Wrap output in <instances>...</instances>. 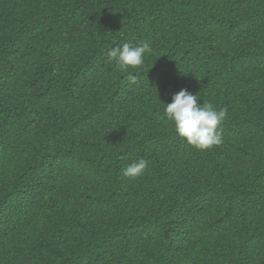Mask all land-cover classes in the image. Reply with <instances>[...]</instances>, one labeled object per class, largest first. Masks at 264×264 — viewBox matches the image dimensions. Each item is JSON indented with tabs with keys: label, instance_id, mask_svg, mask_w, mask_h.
<instances>
[{
	"label": "trees",
	"instance_id": "16d2710c",
	"mask_svg": "<svg viewBox=\"0 0 264 264\" xmlns=\"http://www.w3.org/2000/svg\"><path fill=\"white\" fill-rule=\"evenodd\" d=\"M181 89L220 146L164 117ZM0 264H264V0H0Z\"/></svg>",
	"mask_w": 264,
	"mask_h": 264
},
{
	"label": "clouds",
	"instance_id": "9594fccd",
	"mask_svg": "<svg viewBox=\"0 0 264 264\" xmlns=\"http://www.w3.org/2000/svg\"><path fill=\"white\" fill-rule=\"evenodd\" d=\"M152 51L149 41L137 46L124 43L111 48L107 56L116 62L122 70L135 68L144 63L145 55ZM129 79L135 82L134 76ZM164 117L174 124L176 133L198 150L207 151L223 143L222 124L227 109H217L212 103H201L199 93L193 94L181 89L173 94L170 103H165ZM148 161L143 158L134 160L124 170L123 175L135 179L143 175Z\"/></svg>",
	"mask_w": 264,
	"mask_h": 264
}]
</instances>
